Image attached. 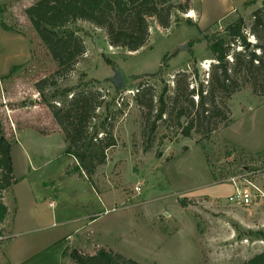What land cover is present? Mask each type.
Masks as SVG:
<instances>
[{
    "label": "rangeland",
    "instance_id": "rangeland-1",
    "mask_svg": "<svg viewBox=\"0 0 264 264\" xmlns=\"http://www.w3.org/2000/svg\"><path fill=\"white\" fill-rule=\"evenodd\" d=\"M38 1L0 0V72L9 70L10 78L16 76L26 93L57 71L25 14ZM185 2L173 0L174 4ZM263 2L190 0L196 19H191V12L176 13L168 30L151 20L150 40L136 53L110 47L105 32L88 23L72 26L84 39L86 53L68 78L46 92L47 98L62 106V91L98 88L110 109L98 111L97 124L107 113L122 110V115L114 122L118 146L108 152L107 163L93 177L96 197L87 189L93 186L83 180L60 179L61 185L53 190L62 191L67 200L76 194L82 197L90 214L97 213L100 220L94 225L81 218H59L58 222L70 219L73 231L78 230L91 248L109 249L139 264H242L264 250V201L253 208L227 201L233 181L244 184L246 170L259 173L256 184L264 191V97L255 96L250 87L236 94L228 104L229 122L208 138L197 134L184 138L175 122L160 126L150 149H145L143 120L135 103L138 90L150 85L160 93L165 83L173 86L179 71L196 67L201 79L207 78L214 61L208 43L200 40L223 35L239 19L250 28L252 14ZM187 19L197 26L187 24ZM186 46L188 50L177 53ZM115 68L126 81L120 93L110 83ZM37 102L41 104L39 94ZM9 103L3 99L4 109ZM3 123L0 119L2 128ZM58 143L55 137L53 145ZM66 167L68 175L82 176L64 157L52 160L49 168L56 174ZM136 187L141 188L139 193ZM244 218L252 219V225H244ZM0 234L2 239V225ZM73 251L84 254L79 247L70 248L69 253ZM65 264L75 263L67 256Z\"/></svg>",
    "mask_w": 264,
    "mask_h": 264
},
{
    "label": "trees",
    "instance_id": "trees-1",
    "mask_svg": "<svg viewBox=\"0 0 264 264\" xmlns=\"http://www.w3.org/2000/svg\"><path fill=\"white\" fill-rule=\"evenodd\" d=\"M190 11V0L183 4H174L173 0H39L26 9L28 20L57 65L53 76L37 82L34 88L64 136L65 154L74 158L77 172L94 188L93 177L98 168L107 163L108 152L118 146L114 122L122 115V110L107 113L97 124L98 111L103 107L110 109L105 94L98 88L80 90V87L79 92L64 90L60 93L65 99L62 106L47 98L46 92L58 87L59 80L68 78L86 53L84 39L72 26L88 23L105 32L110 47L136 53L150 40L151 20L168 30L176 13ZM185 21L197 26L190 19ZM250 36L256 43L250 41ZM200 41L208 43L214 61L207 78L202 76L201 79L199 70L193 67L191 71H179L173 86L165 83L160 93L150 85L137 91L135 103L143 120L145 149H150L158 128L172 122L184 138L193 134L208 138L221 125H227L231 113L228 104L246 87H250L255 96L264 97V2L252 14L250 28L239 19L229 25L223 35L205 36ZM160 75L161 72L155 76ZM3 134L0 137V225L7 215L3 194L16 181L12 146ZM67 256L75 264H139L105 251L90 256L77 251L69 253L67 248L63 257ZM242 264H264V252Z\"/></svg>",
    "mask_w": 264,
    "mask_h": 264
},
{
    "label": "crops",
    "instance_id": "crops-1",
    "mask_svg": "<svg viewBox=\"0 0 264 264\" xmlns=\"http://www.w3.org/2000/svg\"><path fill=\"white\" fill-rule=\"evenodd\" d=\"M190 12L193 14L191 19H196L194 12ZM9 73V70L4 74L0 72V119L4 122L3 128L0 125V137L3 132L11 143L16 181L2 197L7 215L2 224L4 237L0 239V264H65L63 252L67 248L70 250L78 247L90 256L100 251L115 254L109 249H98L96 246L91 248L89 241L86 242L78 230L73 231L70 219L58 222L59 218H81L89 222V225H94L100 218L97 213L90 214V206H86L83 198L77 194L67 200L62 191H53L56 184L61 185L58 183L62 182L60 179H70L74 183V179L88 181L84 175H68V167L56 174L51 173L49 167L52 160L64 157L69 166H76L77 162L65 154L67 144L64 136L50 111L37 102L38 93L35 88L27 93L22 92L23 85L16 76L10 78ZM3 99L6 103L10 102L5 109ZM24 101H28L26 106L23 105ZM55 137L60 139L56 146L53 145ZM87 189L94 196L95 188L89 186ZM231 191L233 193V188ZM242 221L244 225H252L253 222L246 218ZM95 248L97 251H94ZM262 252L264 250L259 254Z\"/></svg>",
    "mask_w": 264,
    "mask_h": 264
},
{
    "label": "built area",
    "instance_id": "built-area-1",
    "mask_svg": "<svg viewBox=\"0 0 264 264\" xmlns=\"http://www.w3.org/2000/svg\"><path fill=\"white\" fill-rule=\"evenodd\" d=\"M128 94H133V92H128ZM258 174V172H249L246 170L242 175V178L245 179V182L242 186H239L236 180L233 181L234 191L232 195L227 198V201L230 205L242 208H250L264 201V191L256 184ZM135 191L139 193L141 188L136 187Z\"/></svg>",
    "mask_w": 264,
    "mask_h": 264
},
{
    "label": "water",
    "instance_id": "water-1",
    "mask_svg": "<svg viewBox=\"0 0 264 264\" xmlns=\"http://www.w3.org/2000/svg\"><path fill=\"white\" fill-rule=\"evenodd\" d=\"M188 49L189 47L186 46L178 50L177 53H179L182 50H188ZM110 83L114 86L115 91L118 93H120L126 88V81L124 75L116 68L114 69V76L111 78Z\"/></svg>",
    "mask_w": 264,
    "mask_h": 264
},
{
    "label": "bare ground",
    "instance_id": "bare-ground-1",
    "mask_svg": "<svg viewBox=\"0 0 264 264\" xmlns=\"http://www.w3.org/2000/svg\"><path fill=\"white\" fill-rule=\"evenodd\" d=\"M189 16H190V17H193V14H190ZM190 17H189V18H190ZM205 63H206V64H209L210 62H209V61H206Z\"/></svg>",
    "mask_w": 264,
    "mask_h": 264
}]
</instances>
